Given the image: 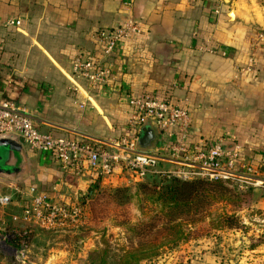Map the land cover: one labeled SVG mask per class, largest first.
I'll list each match as a JSON object with an SVG mask.
<instances>
[{
	"label": "crops",
	"instance_id": "1",
	"mask_svg": "<svg viewBox=\"0 0 264 264\" xmlns=\"http://www.w3.org/2000/svg\"><path fill=\"white\" fill-rule=\"evenodd\" d=\"M128 21L142 34L116 52L110 84L95 92L75 82L73 57L96 55L97 33ZM261 35L264 0H134L130 8L124 0H0V96L24 108L40 132L80 141L126 134L123 91L170 99L190 111L194 140L240 146L264 181ZM12 140L15 149L0 147V178L20 194L10 206L18 215L31 187L61 203L87 191L52 156ZM250 210L264 212V197ZM41 238L33 234L31 242ZM94 248L47 259L31 250L22 264H89ZM189 254L187 264L209 261L206 252ZM0 264L21 263L14 252L9 259L0 253Z\"/></svg>",
	"mask_w": 264,
	"mask_h": 264
},
{
	"label": "built area",
	"instance_id": "2",
	"mask_svg": "<svg viewBox=\"0 0 264 264\" xmlns=\"http://www.w3.org/2000/svg\"><path fill=\"white\" fill-rule=\"evenodd\" d=\"M133 1L124 0V6L130 8ZM141 34L140 25L134 21L99 31V53L76 54L71 61L72 79L95 92L107 87L113 79L111 61L116 52ZM123 96L129 108L126 134L89 141L40 132L24 108L0 96V138L19 139L30 151L52 156L62 174L88 185L73 203L58 202L31 187L25 193L21 214L12 217L21 230L35 227L59 232L84 227L88 218L86 203L98 183L100 187L115 188L152 178L179 182L200 179L239 190L264 189V181L257 179V168L244 159L240 146L194 140L192 116L187 108L170 99L128 90L123 91ZM148 130L153 132V139L148 147H142V137ZM2 184L6 183L0 178ZM12 202L11 196H0L2 208L10 207ZM12 236L21 238L14 252L16 261L22 264L29 249L27 233L17 231Z\"/></svg>",
	"mask_w": 264,
	"mask_h": 264
},
{
	"label": "rangeland",
	"instance_id": "3",
	"mask_svg": "<svg viewBox=\"0 0 264 264\" xmlns=\"http://www.w3.org/2000/svg\"><path fill=\"white\" fill-rule=\"evenodd\" d=\"M167 182L168 180L152 178L144 183L161 187ZM128 189L133 195L138 186L130 185ZM260 190L264 191V189ZM6 195L17 199L20 194L4 184L0 185V196ZM138 199L133 198L134 220L130 226L120 225L119 220L111 216L102 222L85 225L79 229L59 232L36 229L34 234L42 238L37 243L30 240L27 258L31 250L39 251V256L43 259H47L55 251H66L71 257H75L92 246L105 252L108 264H121L125 253L132 248L135 249L139 241L132 231L137 219L142 217L141 209L144 203L140 204ZM253 201L256 202L254 197L253 199L248 197L245 201L238 200L237 204L218 203L208 207V210L201 217H197L195 222L185 224L184 230L190 233L191 238L201 235L200 238L166 246L160 250L157 257L140 264H187L190 262V259H187L188 253L196 254L201 251L208 253L209 261L206 264H216V253L221 258L222 264H264V212L248 209V205ZM16 212L10 207L0 206V253L6 254L8 259L15 250L11 230L14 227L12 223L16 224L12 222V217L19 214ZM223 213L235 214L240 220L239 228L232 230L216 228V221Z\"/></svg>",
	"mask_w": 264,
	"mask_h": 264
},
{
	"label": "trees",
	"instance_id": "4",
	"mask_svg": "<svg viewBox=\"0 0 264 264\" xmlns=\"http://www.w3.org/2000/svg\"><path fill=\"white\" fill-rule=\"evenodd\" d=\"M135 194H131L128 187L105 188L96 184L91 196L86 203L88 218L86 225L102 222L111 216L119 220L120 225H128L134 220L133 198L142 204V217L137 219L132 231L138 238L136 248L125 253L121 264H140L157 257L160 250L166 246H174L180 242H188L201 237H190V233L184 230L185 224L195 222L201 217L208 207L214 204H237L246 198L257 199L264 196L263 190L247 189L239 190L236 186H229L222 182H208L200 179L179 182L168 181L159 187L145 183L137 184ZM259 191L258 194L256 192ZM148 204V205H147ZM255 202L248 205L250 209ZM150 208V209H148ZM147 209V211H144ZM217 227L220 229H238L240 220L235 214L223 213L217 219ZM11 233H27V243L37 229L29 227L21 230L19 224H13ZM21 238L17 237L13 243L15 247ZM89 264H108L105 252L94 249L88 255Z\"/></svg>",
	"mask_w": 264,
	"mask_h": 264
},
{
	"label": "water",
	"instance_id": "5",
	"mask_svg": "<svg viewBox=\"0 0 264 264\" xmlns=\"http://www.w3.org/2000/svg\"><path fill=\"white\" fill-rule=\"evenodd\" d=\"M153 139V132L151 130L146 131L141 140L142 147H148ZM0 147L6 150H13L16 145L13 143L11 138H0Z\"/></svg>",
	"mask_w": 264,
	"mask_h": 264
}]
</instances>
